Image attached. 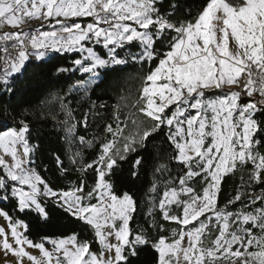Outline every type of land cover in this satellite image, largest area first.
Wrapping results in <instances>:
<instances>
[{
    "label": "snow or ice",
    "instance_id": "snow-or-ice-1",
    "mask_svg": "<svg viewBox=\"0 0 264 264\" xmlns=\"http://www.w3.org/2000/svg\"><path fill=\"white\" fill-rule=\"evenodd\" d=\"M179 12L177 0L167 9L163 0H0V29H14L0 32V40L10 42L0 49L6 54L0 95L15 94L30 57L47 62L49 53L83 52L73 64L90 74L88 83L99 80L101 70L130 61L149 65L136 100L141 114L138 123L133 121L136 131L125 135L126 125L117 116L115 128L105 125L112 139L101 142L96 160L81 162L79 153L69 159L75 170L97 173L91 188L82 179L57 188L35 170L38 145L30 144L25 121L0 130V149L11 159L0 154V201L13 202L15 211L35 213L43 222L58 208L90 228L101 245L95 251L91 240L73 233L51 240L49 251L48 237L34 243L19 230L27 231L28 222L0 210L12 238L10 243L0 228V245L18 258L17 264L24 257L33 264H133L144 246L157 252V264H264V0H205L195 14ZM45 25L50 30H42ZM95 45L106 48L107 55H99ZM133 45L138 52L121 55ZM9 48L14 55L7 54ZM0 109L9 110L6 103ZM88 115L80 122L85 128ZM74 127L68 125V132ZM159 135L173 154L158 162L154 173L170 177L171 162L183 169L165 180L162 195L153 201L162 220L176 226L171 240L154 239L146 230L133 233L129 221L137 200L129 192L117 193L106 179L130 153H136V177L145 163L140 151ZM53 159L61 174L69 172L59 155ZM237 171L248 173L244 190L218 207L222 181ZM253 185L260 186L261 195L251 194ZM156 188L153 183L152 191ZM257 201L260 205L254 206ZM236 202L240 206L232 210L229 205ZM151 226L164 230L155 221ZM26 247L39 249L42 259Z\"/></svg>",
    "mask_w": 264,
    "mask_h": 264
},
{
    "label": "trees",
    "instance_id": "trees-1",
    "mask_svg": "<svg viewBox=\"0 0 264 264\" xmlns=\"http://www.w3.org/2000/svg\"><path fill=\"white\" fill-rule=\"evenodd\" d=\"M170 2L172 0H163L164 9L168 8ZM177 2L180 5L178 14L186 15L188 9L195 14L205 0ZM94 48L100 55H107V50L102 46L95 45ZM128 51L134 54L139 49L133 45L121 51V55L126 56ZM80 56L82 53L75 51L55 53L45 59L47 62L30 58L27 71L23 73L22 79L15 82V94L0 95V105L6 103L9 109L6 112L0 109V130L18 127L21 120L29 125V142L38 145L32 166L57 188H69L81 179L86 188L93 187L98 180L97 173L93 169H87L86 172L75 170L69 164L70 157L79 153L81 162H93L100 153L101 142L112 139L111 133L105 129L106 124H112L115 128L118 123L115 117L118 116L119 122L126 125L124 133L127 135L134 125L133 121L141 118L136 110V100L141 77L148 71L149 65L130 61L126 65L101 70L99 80L88 83L90 74L75 70L73 64ZM60 67L70 71L57 73L55 69ZM86 113L89 114L87 128L80 123ZM70 124H75L71 133L68 132ZM79 137H84L90 143L81 144ZM139 154L144 157L145 163L139 168L136 177L132 175L136 153L128 154L124 161L119 162L114 173L106 176L117 193L129 192L137 200V211L130 221L133 233L139 231V227L146 222L150 209L156 211L153 209V201L162 195L165 180L174 179L183 171L181 166L171 162L170 177L168 174L159 176L154 173V166L173 154L163 135L157 136L148 144L147 150H141ZM56 155L69 167L68 173L61 174L58 170L53 159ZM153 183L157 185L156 191H152ZM249 191L252 195H261L258 185H253ZM259 205L257 201L254 206ZM239 206L240 202H236L230 208L235 210ZM0 208L9 212L14 219L28 222L26 236L34 243L40 242L43 237H68L76 233L79 239L91 240L93 250L98 251L101 247L90 228L58 208H54L47 222L39 220L35 213L15 211L13 202L0 201ZM157 257V252L151 246H144L134 258L133 264H157Z\"/></svg>",
    "mask_w": 264,
    "mask_h": 264
},
{
    "label": "rangeland",
    "instance_id": "rangeland-1",
    "mask_svg": "<svg viewBox=\"0 0 264 264\" xmlns=\"http://www.w3.org/2000/svg\"><path fill=\"white\" fill-rule=\"evenodd\" d=\"M78 20V22L84 24V23H88L91 22V18H76ZM86 19H88L89 21H86ZM36 26L39 27V22H35ZM43 30H50L48 28L47 25H45ZM2 31H14V29L9 28H4V29H0V32ZM0 43H3V40H0ZM10 43V42H8ZM92 46V45H89ZM106 49V48H105ZM107 50V49H106ZM108 51V50H107ZM75 52V51H73ZM80 52V51H79ZM64 53V52H61ZM82 55H84L83 52H81ZM98 53V52H97ZM53 54L55 53H49V55L45 58L48 59L50 58ZM99 54V53H98ZM100 55V54H99ZM0 61L1 59L3 60L4 57L0 56ZM31 58V57H30ZM36 59V58H35ZM5 64V59L4 61ZM137 123L139 122L136 121ZM136 131V127L133 125L131 130L129 131V133ZM18 151L21 153L22 155V148L18 146ZM0 154L5 155V159L8 160L9 162H11V159L9 156H7L6 154L3 153V150L0 149ZM247 171H237L235 174H231L229 176H226L225 179L222 181L221 183V190H220V196H219V200H218V207H223L225 204L228 203L229 199H231L237 190L242 191V183H245V180H247ZM241 177H243V181L241 179ZM193 187H196L199 190V186L196 183H193L192 185ZM231 205H229L230 207ZM0 210H3L0 208ZM4 211V210H3ZM131 221V220H130ZM130 221H129V227H130ZM155 221V223L157 224H164V230H159L158 228L152 227L151 225L153 224V222ZM117 224L120 223L119 220L116 221ZM176 226L174 224H172L171 222H167V221H163L161 215L159 214V211H153L152 215L148 216L146 222L139 227V230H146L150 233L152 238H159L160 236H164L167 237L169 240L172 239V228H175ZM0 228H3L5 230V232H7L9 234V242L12 243V238H11V227H10V223L8 221V219L2 215H0ZM20 231H24V234L26 235V231L24 229H19ZM107 230V229H105ZM70 237V236H68ZM48 240H45V247L51 251L53 248V245L51 244V240H59V239H63L66 237H48ZM114 241V237L112 238ZM0 240H2V237H0ZM186 243V242H185ZM13 247H15V244H13ZM26 251L28 253H30L31 256L36 257L37 259H42V254L41 251L37 248L34 247H26ZM17 257L11 252V251H5L2 247V245H0V264H17ZM23 264H33V261L28 259V257H24L23 258Z\"/></svg>",
    "mask_w": 264,
    "mask_h": 264
},
{
    "label": "built area",
    "instance_id": "built-area-1",
    "mask_svg": "<svg viewBox=\"0 0 264 264\" xmlns=\"http://www.w3.org/2000/svg\"><path fill=\"white\" fill-rule=\"evenodd\" d=\"M42 30H43V29H42ZM6 43H8V42H7V41H3V43H0V49H2V47H3ZM0 54H2L3 57H5V55H6L3 51H0ZM7 54H8V55H14V54H15V50L9 48Z\"/></svg>",
    "mask_w": 264,
    "mask_h": 264
},
{
    "label": "crops",
    "instance_id": "crops-1",
    "mask_svg": "<svg viewBox=\"0 0 264 264\" xmlns=\"http://www.w3.org/2000/svg\"><path fill=\"white\" fill-rule=\"evenodd\" d=\"M7 28H9V27H7ZM0 56H2V54H0ZM31 58L35 59V57H31ZM2 61H4V59L3 60L1 59V61H0V68H3L5 66L4 62H2Z\"/></svg>",
    "mask_w": 264,
    "mask_h": 264
}]
</instances>
